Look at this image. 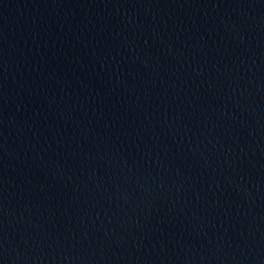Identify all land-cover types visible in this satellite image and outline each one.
I'll return each instance as SVG.
<instances>
[{
  "label": "water",
  "instance_id": "95a60500",
  "mask_svg": "<svg viewBox=\"0 0 264 264\" xmlns=\"http://www.w3.org/2000/svg\"><path fill=\"white\" fill-rule=\"evenodd\" d=\"M0 264H264V0H0Z\"/></svg>",
  "mask_w": 264,
  "mask_h": 264
}]
</instances>
